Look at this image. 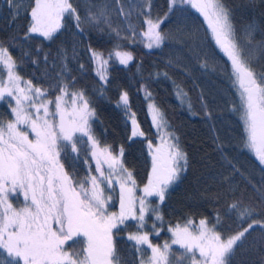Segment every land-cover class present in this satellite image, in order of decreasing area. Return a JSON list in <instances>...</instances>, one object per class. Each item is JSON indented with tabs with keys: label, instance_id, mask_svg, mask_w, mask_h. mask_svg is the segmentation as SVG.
I'll list each match as a JSON object with an SVG mask.
<instances>
[{
	"label": "snow or ice",
	"instance_id": "1",
	"mask_svg": "<svg viewBox=\"0 0 264 264\" xmlns=\"http://www.w3.org/2000/svg\"><path fill=\"white\" fill-rule=\"evenodd\" d=\"M22 4L23 0H19ZM13 18L20 15L17 0H4ZM181 5L196 9L207 22L206 35L210 31L209 45L224 53L230 63L233 86L239 89L241 107L244 112L246 138L244 145L255 154L264 166V71L257 74L245 47L253 45L254 24L244 31L246 45L242 44L232 22V13L223 0H169L168 12L163 18L152 17L151 0H145L141 15L147 37L145 47L161 48L167 35L161 24ZM30 23L25 39L30 36L52 41L64 26L65 18L72 20L78 31L87 23L98 30H107L116 41L128 39L135 43L134 29L122 34L115 26L112 15H129L122 6V0H112V5L102 3L87 9L81 16L71 0H33ZM261 47H264L262 42ZM36 51H42L37 47ZM89 60L100 61L101 69L109 63L112 53L106 59L102 52L88 48ZM192 58L200 60L204 52L199 45L192 50ZM114 55L125 67L134 57L131 51L116 50ZM57 58L61 61L55 83L48 88L34 86L23 81L16 70V62L9 48L0 42V71H6L8 83L0 79V101L11 98L10 119L0 118V264H125L116 245L115 237L123 231L127 220L136 221V233L128 236L135 241L133 247L141 253L140 264H177L187 259L190 264H232L235 247L242 242L246 233L258 226L264 229V205L243 206L234 202L228 206L230 214H236L242 221L241 229L234 234L224 235L216 224L201 219L199 227L191 230L188 226L169 228L171 243L154 244L150 235L158 236L163 217L158 206H153L149 197H156L160 203L165 200L169 185L180 177L187 166V153L179 143V137L171 129L164 113L154 103H148V115L156 132V140L147 141L151 156V175L144 185L142 196H136V181L123 163V148L114 152L111 147L100 149L91 122L96 119L85 89H77L71 77L67 53L61 50ZM45 62L48 54H44ZM37 63L36 60L32 61ZM83 70L85 65L80 64ZM201 70L207 68L200 63ZM101 89L108 83L107 75L98 73ZM160 73H157L159 78ZM162 75L168 78V73ZM27 85L25 87L24 85ZM145 99L152 100V93L146 82L141 83ZM103 95V92H100ZM176 96L181 104L187 101L190 114L195 115L193 102L187 92L176 85ZM203 96L198 97L205 115L209 116ZM11 101H15L14 105ZM117 107L122 108L130 121V139L145 137L140 129L135 112L130 111L129 96L123 91ZM31 137V138H30ZM86 138V139H85ZM217 149L224 153V146L214 136ZM87 149V151H84ZM81 154L87 166L85 175L77 178L75 172L66 170L68 159L78 160ZM103 157V160H101ZM90 159L95 161L92 169ZM103 165L107 166L105 171ZM229 165L231 163L229 162ZM95 173V174H94ZM119 188V212L110 211L113 192ZM22 201L14 207L13 198ZM152 219L151 231L146 229ZM220 214H216L217 221ZM250 219V222H249ZM160 222V223H158ZM191 224V221L188 222ZM247 223V227L243 226ZM71 242V243H69ZM79 245V247H77ZM172 245H179L183 252L174 251ZM143 246H146L143 247ZM150 250V255H144ZM199 252V258L196 252Z\"/></svg>",
	"mask_w": 264,
	"mask_h": 264
},
{
	"label": "trees",
	"instance_id": "2",
	"mask_svg": "<svg viewBox=\"0 0 264 264\" xmlns=\"http://www.w3.org/2000/svg\"><path fill=\"white\" fill-rule=\"evenodd\" d=\"M81 16L87 9L107 3L112 0H71ZM231 9L232 22L237 29L238 37L246 45L244 31L251 23L256 26L253 45L245 47L246 54L251 58L257 74L264 71V0H223ZM33 0H29L20 15L13 18L4 0H0V42L9 48L16 62V70L23 81H31L34 86L48 88L55 83L61 61L58 52L67 53L70 75L75 79L77 89H85L96 119L92 131L99 142L100 149L111 147L114 152L123 148L124 166L132 172L136 181V196H142V189L151 175L152 161L147 148V141L156 140V132L148 115V103L154 102L164 113L171 129L179 137V143L187 153V166L181 172L179 179L166 192L165 200L160 203L152 199L153 206H158L163 217L161 231L158 236L150 235V240L157 245L165 241L171 243L172 233L169 228L177 225L188 226L191 230L199 227L201 219L209 224H216L217 229L224 235L234 234L241 229L242 221L236 214L228 212V206L234 202L243 206H255L259 215L261 205H264V166L260 165L255 154L244 145L246 138L244 112L241 107L239 89L233 86L230 63L224 53L209 45L210 31L205 33L207 22L194 8L181 5L169 18L161 24V29L167 39L161 48L148 49L145 44L147 37L141 11L145 0H122V6L129 13L127 17L112 15L115 26L122 34L129 28L134 29L135 43L123 39L117 49L116 41L107 30H98L87 23L82 24L80 32L74 22L67 17L64 26L55 34L52 41L42 37L30 36L25 39V33L30 23V10ZM169 0H151L153 18H163L168 12ZM199 45L204 49L199 61L192 58V49ZM37 47L42 49L37 52ZM104 54L107 59L112 53L109 63L104 66V75L108 77L107 85L101 89L96 62L89 60L88 48ZM114 49L131 51L133 61L127 67L120 65L114 55ZM48 54L45 62L44 54ZM36 60L37 63L32 61ZM200 63H206L207 68L201 70ZM80 64L85 67L82 70ZM160 73L157 78V73ZM167 72L168 78L162 73ZM146 82L152 93V100L145 99L147 93L141 91V83ZM176 85L187 92L193 102L195 115L190 114L187 101L181 104L176 96ZM103 92V95L100 92ZM127 91L130 111L135 112L140 129L145 137H130V121L122 108L117 107L120 94ZM203 96L209 116L198 101ZM8 99L0 101V118L10 119ZM214 136H218L224 146V153L217 149ZM31 138V137H30ZM86 139V138H85ZM87 151V149H84ZM80 159H68L65 168L75 172L81 178L88 170ZM103 160V157H101ZM229 162L232 166L229 165ZM92 169L95 161L90 159ZM105 171L107 166L103 165ZM95 174V173H94ZM110 211L119 212L117 192H113ZM22 197L13 198L14 207L20 206ZM220 214L217 221L216 214ZM152 219L149 218L146 229L151 231ZM191 221V224L188 222ZM250 222V219H249ZM160 223V222H158ZM247 227V223H243ZM123 231L115 237V245L125 264H140L141 253L129 241L128 236L136 233L135 223H125ZM71 243V242H69ZM79 247V245H77ZM146 248V246H143ZM174 251L179 245H172ZM6 255L0 252V256ZM150 250L144 255L148 258ZM196 257L199 256L196 254ZM179 256L173 260L177 264ZM182 264H190L187 259ZM232 264H264V229L258 226L245 234L242 242L235 247Z\"/></svg>",
	"mask_w": 264,
	"mask_h": 264
},
{
	"label": "rangeland",
	"instance_id": "3",
	"mask_svg": "<svg viewBox=\"0 0 264 264\" xmlns=\"http://www.w3.org/2000/svg\"><path fill=\"white\" fill-rule=\"evenodd\" d=\"M28 2H29V0H23V3L21 4L19 2V0H17V7L20 8L21 10H24L26 8V5H27ZM96 69H97V73H100V74H103L104 73L103 69H101L100 61L99 60L96 61ZM0 79H2L5 84L8 83L6 71H0ZM24 86L27 87L26 84ZM5 98L8 99V100L11 99V98H9L7 96H5ZM11 103L14 105L15 101H11ZM175 182L173 184L169 185V187L167 189V192L175 184ZM116 192H117V196H118V201L117 202L119 203V188H118V186H117ZM142 195H143V192H142ZM148 199L149 200H152V199H156L157 200L156 197H149ZM131 222L136 224V221H133V220H127L125 223L130 224ZM196 254L199 256V252L198 251L196 252Z\"/></svg>",
	"mask_w": 264,
	"mask_h": 264
}]
</instances>
